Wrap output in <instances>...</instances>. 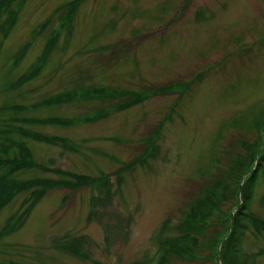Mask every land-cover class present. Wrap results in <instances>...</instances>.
<instances>
[{
    "label": "rangeland",
    "instance_id": "rangeland-1",
    "mask_svg": "<svg viewBox=\"0 0 264 264\" xmlns=\"http://www.w3.org/2000/svg\"><path fill=\"white\" fill-rule=\"evenodd\" d=\"M10 8L17 20L0 41V129L46 166L22 180H57L60 168L104 176L110 187L109 197L97 183L49 189L0 238V263L157 264L152 237L164 223L168 236L190 218L220 222L210 233L226 228L238 205L230 186L264 149V0H15ZM38 63L39 74L20 84ZM96 88L116 93L83 97ZM67 91L73 100L46 105ZM123 91L143 100L121 110ZM24 198L0 212V232ZM251 209L264 217V177ZM262 247L248 234L247 252ZM212 261L173 249L166 264Z\"/></svg>",
    "mask_w": 264,
    "mask_h": 264
},
{
    "label": "trees",
    "instance_id": "trees-1",
    "mask_svg": "<svg viewBox=\"0 0 264 264\" xmlns=\"http://www.w3.org/2000/svg\"><path fill=\"white\" fill-rule=\"evenodd\" d=\"M14 1L15 0H0V41L7 36L11 25L13 26L16 23L17 15L10 8ZM76 4V1L73 4H69L68 13L73 11ZM55 41L56 36L49 41L47 48H45L44 52L39 57L38 61H41L40 64L45 61L47 55L52 50V45H54ZM25 45L27 49L29 46L28 43ZM26 49L23 48L21 53L24 54ZM40 64L38 63L37 67L26 72L23 75L25 77L24 81L20 84L35 78L41 70ZM165 89L166 88H160L156 91L162 92ZM74 93L76 92H63L56 97L47 99L46 105L73 100ZM107 93L115 94L116 92L110 90L106 91L104 88H96L87 90L86 94H83V97L88 96L89 94H92L93 96L109 95ZM117 96L122 99L117 106L121 110L143 100L144 97L142 92L131 93L128 91H123ZM53 119L50 120H53L52 122L64 124L62 118ZM41 121V119L35 120V122ZM68 122H70V120H68ZM1 131L3 134H0V212L6 206H10L18 197L25 196L21 210L10 215L7 223L3 226L0 232L1 239L4 234H10L11 232L20 229L25 224L27 217L31 214L36 204L49 189L63 185L70 188H77L97 183L96 186L105 190V195L109 197L110 186L109 182L104 180V176H102V178L92 177L57 168V173L60 176L57 180L39 177H28L29 179L22 180L24 177L23 175L28 172L27 170H32L36 167L45 169L46 166L45 164H38L34 161L32 156H29V148L25 144V141H15L11 136L6 134L10 129L6 131L0 129V132ZM4 134H6V137L3 136ZM37 138L51 142L52 144H61L68 147L71 146L69 145L68 140L58 136L48 137L39 135ZM262 144L264 146V141H262ZM254 159H258V163H255V165L252 161V155L250 156L249 165L244 164V174H248L247 178L241 182L242 180L240 177L238 183L233 182V184H235L234 187L230 186L237 194L238 205L233 218L230 217L229 222L227 221L228 225H226V228L221 230L217 229L210 233L209 229L211 226L217 225L220 222H216L215 219L211 218L206 221L199 220L198 224L197 219L190 218V221L186 220L177 224L176 235L168 236L166 233L169 232L170 227L168 226V222L164 223L152 237V242L157 246L158 254L161 255V259L157 264H166L173 249H178L182 253L192 252V254H196L198 250H200V252L206 253L207 256L210 254V257L213 260L212 262H216L217 264H254L259 258L264 257V247L253 253H249L245 249L248 234L264 239V217L258 216L251 209L255 192L261 179L264 177V149L263 151H260V154ZM250 164H253V166ZM121 183L122 182H119V185ZM225 188L227 191L231 190L229 189V186L225 185ZM214 204L215 202H213V205ZM222 223H224L223 220ZM63 248L68 251H73L71 247L66 245H63ZM153 258L154 257H146L145 260L139 264H151ZM0 264L26 263L9 261Z\"/></svg>",
    "mask_w": 264,
    "mask_h": 264
},
{
    "label": "water",
    "instance_id": "water-1",
    "mask_svg": "<svg viewBox=\"0 0 264 264\" xmlns=\"http://www.w3.org/2000/svg\"><path fill=\"white\" fill-rule=\"evenodd\" d=\"M242 198V197H241ZM233 218V217H232Z\"/></svg>",
    "mask_w": 264,
    "mask_h": 264
}]
</instances>
